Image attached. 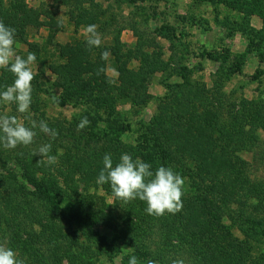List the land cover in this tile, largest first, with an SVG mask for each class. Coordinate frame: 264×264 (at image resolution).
I'll list each match as a JSON object with an SVG mask.
<instances>
[{"label": "rangeland", "instance_id": "obj_1", "mask_svg": "<svg viewBox=\"0 0 264 264\" xmlns=\"http://www.w3.org/2000/svg\"><path fill=\"white\" fill-rule=\"evenodd\" d=\"M221 1L0 0V21L5 22L15 13L11 11L13 7L23 6L45 23L39 28L26 26L22 29L27 43L16 41L14 47L24 58L30 49L36 50L32 69L37 82L36 91L32 86L31 106L38 113L30 106L29 114L32 120L37 123L44 120L58 133L53 140L36 129L37 136L29 146L6 149L0 144V243L12 248L25 264H128L132 255L137 257L138 264H147L148 260L171 264L175 259H184L186 264H209L201 253L176 246L175 241H166L160 222L151 225L149 233H137L141 237L126 232L125 228L126 235L122 236L121 221L128 202L117 199L112 191L99 184L91 185L84 192L77 183L76 194L69 191L70 197L64 195L60 202L64 211L59 212L38 198L35 188L22 178L28 166L44 171L48 166L54 169L59 164L68 167L81 156L103 166L105 154H111L115 160L113 154L122 152L132 155L134 160L149 161L154 171L159 166L171 167L185 181L183 196L197 193L192 168L179 170L168 160L161 162L160 150L165 149V145L161 144L157 123L158 106L176 96L174 85L181 84L182 75L202 82L208 89L218 78L223 84L224 100L232 107H237L242 100L264 102V0H253L256 5L253 12L245 9L252 0H244V4H236V8ZM90 24L97 25L102 43L100 47H92V51L79 61L94 60L97 48L105 47L108 51L119 48L123 56L120 63L137 70L141 61L128 51L133 54L138 44L143 43V51L158 54L162 67L148 78L150 98L144 105L115 103L104 106L83 93L66 98L62 88L55 84L50 67L65 63L58 49L86 42L85 28ZM13 28L19 30V27ZM225 51L231 55L230 60L241 63V74L226 73L231 62L223 61ZM257 70H262L263 74L253 80ZM105 75L112 83L116 82L117 72L111 54ZM7 76L15 79L12 73ZM0 115H14L25 126H31L28 114L19 113L15 103L0 102ZM83 117L90 123L78 131L77 125ZM47 143L52 145L50 154L57 157V163L52 165L33 155L39 146ZM4 155L10 158L6 161ZM241 157L247 162L249 179L263 183V129L257 130L254 145ZM32 176L41 182V172ZM60 186L65 189L62 184ZM234 209L233 205L225 209L223 223L234 237L247 241L256 260L262 259L264 225L250 229V224L235 216ZM124 237H139L141 241L132 248L124 243Z\"/></svg>", "mask_w": 264, "mask_h": 264}, {"label": "trees", "instance_id": "obj_2", "mask_svg": "<svg viewBox=\"0 0 264 264\" xmlns=\"http://www.w3.org/2000/svg\"><path fill=\"white\" fill-rule=\"evenodd\" d=\"M221 2L234 8L236 4H244V0ZM253 2L250 1L245 9L253 12L256 8ZM11 11L15 13L4 23L6 26L19 27L16 30L17 42L27 43L22 31L26 26L39 28L45 24L38 21L31 9L22 6L13 7ZM55 26L59 28V24ZM142 44H138L133 54L131 50L127 52L141 61L137 70L128 69L124 62L120 63L123 56L119 48L109 50L117 72L114 83L105 75L107 60L101 58V53L107 48H97L94 53L96 58L91 61L78 60H82L83 56L92 51L86 42L59 48V57L65 58V63L60 62L50 67L55 76V84L62 88L66 98L74 93H83L91 101L104 106L115 103L142 106L150 98L147 92L149 76L162 67L158 54L146 53L141 48ZM35 52L36 50L30 49L28 53ZM129 55L124 54L128 57ZM230 56L225 51L223 61H229ZM230 62L227 67L229 71L226 73L241 74V63L234 59ZM5 70L2 69L0 74V92L6 90L14 81L7 76L11 72ZM219 72L220 68L215 72L216 77ZM262 74V70H257L252 79L257 80ZM181 79V84L174 85L176 96L158 106L157 123L161 144L165 145V149L160 150L161 162L168 160L179 170L183 167L192 168L197 193L183 196V207L178 213H165L160 217L148 215L145 211L146 203L139 199L128 202V206L124 207L127 210L126 215L121 221V235H126V232L136 234L135 236H139V232L149 233L151 225L160 222L165 230L166 241H175L176 246L201 253L209 264H264V256L256 260L250 253L247 241L234 237L223 223L225 209L233 205L235 216L250 224V229L264 225V182H252L249 179L247 162L241 157L243 152L254 145L257 130H264V102L242 100L237 107H232L224 100L223 84L218 78L213 80L210 89L202 82L192 81L185 75ZM36 82L34 77L32 86L35 91ZM37 103L38 98L35 100V104ZM31 109L38 113L36 108L31 106ZM113 155L115 166L122 152ZM9 158L4 155V160ZM145 162L150 164L149 161ZM96 164L81 156L68 167L59 164L54 169L48 166L44 171L34 169L32 165L27 167L28 174L23 169L26 174L22 179L35 188L38 198L62 212L64 210L60 208V202L64 195L71 196L69 191H75L76 194L77 183L84 192L91 185H97L96 180L103 166ZM51 169L55 174L51 173ZM152 170L154 171V165ZM37 171L42 173L39 179L41 182L32 176ZM77 174L79 176L75 177ZM101 186L109 192L112 191L109 184ZM123 228L126 232H123ZM139 237H129L131 241L124 237V243L135 248L136 243L141 241Z\"/></svg>", "mask_w": 264, "mask_h": 264}, {"label": "clouds", "instance_id": "obj_3", "mask_svg": "<svg viewBox=\"0 0 264 264\" xmlns=\"http://www.w3.org/2000/svg\"><path fill=\"white\" fill-rule=\"evenodd\" d=\"M85 37L89 48L101 46L102 39L97 31V25L86 26ZM15 43V28L6 26L0 21V69H7L15 77L13 83L0 92V102L15 103L19 113L28 114L27 118L31 125L25 126L14 115H0V144L6 149L33 144L37 136L36 129L53 140L58 135L56 130L49 128L44 120L37 123L30 117L32 81L35 76L32 65L36 61V54L28 53L26 58L21 57L15 50ZM109 56L110 52L107 50L101 53L102 59L107 60ZM89 123L87 117H83L77 125V130H83ZM51 148V143L43 144L33 155L41 157L48 165L55 164L57 157L50 154ZM102 163L103 167L99 171L96 183L109 184L117 199L124 202L139 199L146 203V213L156 217L163 216L166 212L174 215L182 210L185 181L171 167L159 166L153 171L151 164L140 158L134 160L127 153L121 155L115 166L111 154H105ZM0 264H25V262L18 258L12 248L0 243ZM128 264H138L137 257L130 256ZM147 264H157V262L148 260ZM171 264H186V262L184 259H175Z\"/></svg>", "mask_w": 264, "mask_h": 264}]
</instances>
